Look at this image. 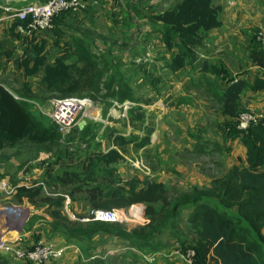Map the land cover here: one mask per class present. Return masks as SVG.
I'll list each match as a JSON object with an SVG mask.
<instances>
[{"label": "trees", "instance_id": "16d2710c", "mask_svg": "<svg viewBox=\"0 0 264 264\" xmlns=\"http://www.w3.org/2000/svg\"><path fill=\"white\" fill-rule=\"evenodd\" d=\"M98 4L91 0L82 11H63L54 18L53 29L46 32L55 35L54 53L47 49L45 40L37 41L33 35L24 36L18 32L17 21H13L9 31L15 40L22 41L19 47L13 48H5L7 42L0 41V58L13 59L14 64L27 77L40 76V90L58 95L57 97L84 96L81 94L106 90V95L120 102L134 100L132 87L128 83L117 82L116 87L112 80L102 81L108 72L107 64L99 67L98 56L92 52L88 38H74L72 43L65 39L69 26L64 25L63 20L71 16L76 24L80 23L82 13L84 18H91L93 14L88 13ZM220 9L221 6L215 0H178L161 13L149 15V20L154 25H159L157 30L162 33L166 53L170 54L169 57L164 54L162 58L170 70H180L197 60V50L204 43V30L221 24ZM257 42L264 51L260 42ZM19 49L21 51L17 52ZM215 71L220 73L223 69ZM27 88V93L21 95L0 82V152L23 142L54 143L62 136L52 119L47 124L34 114L33 90L30 85ZM246 88L264 89V78H259L255 83L238 79L226 92H214L222 101L238 103L240 94ZM91 128L89 124L83 128L75 127L84 137L90 135ZM231 134L239 136L247 147L249 165L232 166L222 176L212 179L210 188H204L192 197L184 195L170 198L167 195L168 188L162 181L138 177L124 180L116 169H111L103 177L97 173L91 178L100 164H118L124 159V155L116 148L89 155L84 166V173L87 174L82 176L83 173L79 171H66L60 177L63 183L83 181L86 184V199L90 210L123 209L136 203H144L149 220L133 231L126 229L121 223L97 220L84 222L79 219L71 224L57 221L52 225L53 229H61L68 242L72 237H91L97 232L115 234L126 239L129 243L127 245L140 253L159 251L179 240L183 245L196 250L195 264H264L261 238L255 233L264 228V120L251 123L245 129L239 128L237 121ZM145 140L149 141V135ZM115 142L123 145L129 140L118 136ZM17 193L35 201L41 188L20 187ZM45 202L53 208L51 211L56 218H64V196H47ZM186 206L190 207L186 219L188 229L191 236L194 233L196 237L174 238L169 243L156 240V235L159 236L165 229L171 230L174 235H180V230L176 226L172 227L171 223L177 221L179 210ZM41 237L54 238L41 235L35 240ZM260 249L263 252L261 258L258 257ZM159 260L175 264L168 258Z\"/></svg>", "mask_w": 264, "mask_h": 264}, {"label": "crops", "instance_id": "0c3cea01", "mask_svg": "<svg viewBox=\"0 0 264 264\" xmlns=\"http://www.w3.org/2000/svg\"><path fill=\"white\" fill-rule=\"evenodd\" d=\"M28 1L36 0H0V4L14 8ZM232 1L235 2L233 5L228 3L229 0H215L221 6V24L204 30V43L197 50V60L177 71L166 66L162 56L166 54L169 57L170 54L166 53L162 33L157 30L159 25H154L147 18H144L149 23L146 34L156 37L160 49L157 57L155 54L146 55L139 46L142 42L132 35L135 30L133 22H140L132 12L131 27L121 29L119 35L84 31L81 23L76 24L71 16L63 20L64 25L69 26L65 39L72 43L74 38H88L92 52L98 56L99 67L107 64L108 72L102 78L103 82L112 80L116 87L117 82L128 83L132 87L135 98L127 99L132 102L127 115H123V109L114 104L117 99L106 95V90H101L94 94L98 105L95 116H84L85 125L94 124L93 131L100 143V151L116 148L124 155L120 162L134 167L129 176L122 166L118 169L124 180L133 177L158 180L165 183L168 189L175 185L178 192L173 195L174 198L184 195L192 197L200 189L210 188L212 179L222 176L232 166L249 165L247 147L239 136L231 134V130L237 125L241 112L249 109L264 113V89L246 88L240 94L238 103L222 101L214 91L226 92L238 79L255 83L259 78H264V51L256 40L258 30L264 26V0ZM0 13L11 27V19L1 9ZM82 16L84 14L80 18ZM1 32L6 34L5 38L11 37L9 30ZM33 36L37 41L45 40L47 49L54 53V34L42 32ZM219 69L223 71L217 73L215 70ZM148 135L149 141H146ZM118 136L125 137L129 142L116 144ZM6 204L15 203L1 201L0 198L1 209ZM18 205L24 208L26 218L23 224L11 229L7 223H0V237L32 243L40 235H52H48V224L53 219L48 203L39 209L28 197H22ZM85 208L88 211L91 208L88 200ZM189 209L186 206L179 210L182 216L186 214L187 225ZM99 234L101 232L91 237H72L69 242L62 235L61 238L71 245L62 261L74 264V260L80 256L85 262L97 257L96 254L86 256V253L100 244H92L91 241ZM109 235L108 243L118 242L119 246H127L123 238ZM192 236L196 237L194 233ZM87 241L91 242L87 244ZM116 245L112 250L110 247L108 253L118 250L119 246ZM157 264L169 263L160 261Z\"/></svg>", "mask_w": 264, "mask_h": 264}, {"label": "rangeland", "instance_id": "374dc122", "mask_svg": "<svg viewBox=\"0 0 264 264\" xmlns=\"http://www.w3.org/2000/svg\"><path fill=\"white\" fill-rule=\"evenodd\" d=\"M177 1L178 0H100V3L94 8V10L88 13V15L93 14L91 18H84L85 15L82 16V22H80V26L82 29H84V31L95 32L99 35L110 32L112 34L119 35L121 29L126 30L131 27L130 24L132 21V12L134 15H137V18L140 20L139 23L133 22L135 30L133 31L132 35L137 36L136 39L138 42H142V44H139V46L141 47V50L143 49V52L146 55L147 53L149 55L155 54L157 57L160 53V49L157 45L156 37L146 34V31H149L147 28L149 27V23L148 21H145L144 18L149 19V15L161 13L163 10L170 7ZM8 24L9 22H3L2 31L9 30L10 26H8ZM80 26H78L76 29L78 30ZM5 36L6 34H4V32H0V41L7 42L5 48H13L15 46L19 47L20 42H17V40H15L12 35L10 38H5ZM19 50L17 52H19ZM115 56L117 57L116 54ZM123 63L125 62L123 61ZM40 78V76L27 77L24 75L23 71L14 64L13 59L0 58V82L7 85L13 92L21 95L27 93V85H30L33 90L32 99L35 101V105L32 106V110L34 114L44 120L45 123L49 124L51 122V117L49 115L51 111V100L58 95H52L40 90ZM95 93L98 94V92L92 91L90 93H84L81 95H88L92 98H95ZM85 119L86 118L84 117L80 118L81 123H84V125ZM89 125L92 126V131L88 137H84L82 134L78 133L77 129L74 128L70 135L66 137L61 136V138L54 143L33 144L23 142L17 145L15 148H8L5 151L0 152V174L8 177L11 184L16 187V192L13 195L9 196L4 193H0L1 201H11L15 204H21L22 197L28 196H22L17 193L20 187H40L41 193L35 196V201H32L38 205L37 207H39V209L46 206L47 202H45V197H57L68 194L71 197L69 211L74 212L77 218H81L86 215L88 212V209L86 210L85 208L87 203V193L85 191L86 184L83 181H68L66 184H64L60 177L65 174L66 171H79L83 173L82 176H85L87 173H84V166L88 162L89 155L100 152L101 146L100 143L97 142L93 131L94 124L91 123ZM124 152L126 153L127 151ZM15 159L17 160L16 163L14 162ZM99 166L100 167L98 168L96 167L97 172H95L91 178H94V175L97 173H99V175L102 177L103 175H108L111 169H116L119 176L122 177L118 171L121 166L125 169L126 175L129 176L134 169L133 166L124 162H120L119 164H111L110 166H104L103 164L101 166L100 164ZM177 186L179 185L177 184ZM202 190L203 188L199 191L201 192ZM176 192H178V190L174 185L169 187L167 195L170 198H174L173 195ZM5 196L11 197L12 199L6 198ZM137 204L144 205L143 211L145 221L144 223H137L129 220L121 223L122 226L130 231H133L134 229L146 224L149 220L145 204ZM5 206L6 205H4L2 209L0 207V223H7L11 229L21 226L26 217H18L16 215L9 214L8 211L4 209ZM51 209L53 210V208ZM62 209L63 214L65 215L63 219L56 218L53 213L49 211V213H52L53 219L48 224L50 227V233L48 235H52L47 236L60 239V241H63V231L59 228L53 229L52 225L57 221L71 224V222H75V220H77L69 216L68 210H66L65 207ZM46 211L47 210L45 209V212ZM185 215L186 214H183L182 216V213H180L177 216V221L171 223L172 227L176 226L180 230V235H174L171 230L165 229V231L159 236L156 235V240L159 239L161 242L164 241L169 243L174 238H191V231L188 229V225L185 222ZM176 232L178 233V231ZM252 233L254 235V232ZM255 233L261 238V243L263 245L261 246L264 250V228L258 229L257 232L255 231ZM109 237V233L106 234L101 232L97 238L91 240L92 244L95 242H99L100 244H98L95 248L93 247L95 250L89 249V252L86 253V256H91L92 254H96L98 256L86 262L80 256L78 259L74 260V264H148L139 250L135 251L126 249V247L124 248L123 245L119 246L118 242L112 244L108 243ZM123 240L126 244H129L127 243L128 241L126 239ZM115 245L119 246L118 250H113L111 252L109 251L108 253V249L112 247V250ZM261 249L258 254L259 258H261L263 253ZM62 260L43 264H65ZM160 261L166 262L167 260L157 259L154 264H157ZM174 263L176 264L175 261ZM0 264L36 263L17 261L9 255H5L0 252Z\"/></svg>", "mask_w": 264, "mask_h": 264}, {"label": "built area", "instance_id": "2783aa9c", "mask_svg": "<svg viewBox=\"0 0 264 264\" xmlns=\"http://www.w3.org/2000/svg\"><path fill=\"white\" fill-rule=\"evenodd\" d=\"M9 1V0H6ZM91 0H36L28 1L20 7H11L8 4L1 3L0 9L7 14L11 21H17L16 30L24 36H32L36 33L51 31L54 27V18L63 11H82ZM94 4H98V0H92ZM229 4L235 2L229 0ZM4 18L0 15V32L3 29ZM257 40L264 49V26L257 32ZM123 110V115L132 105L130 100L124 102H114ZM97 102L91 96L72 95L66 97H54L51 100V111L49 113L53 122L58 125L62 136L70 135L73 129L80 127V118L84 116L94 117V111L97 108ZM264 120V113H257L252 110H245L238 116V127L247 128L251 123H257ZM81 128V127H80ZM16 187L11 184L9 179L0 175V193L13 195ZM64 207L68 210L71 218L81 221H103L111 223H123L132 220L137 223H144V205L133 204L129 208H98L91 209L84 217L77 218L75 213L69 211L71 197L65 194ZM5 210L15 214L16 216H24V208L18 204H6ZM147 221V220H146ZM127 249L136 250L134 247L126 246ZM71 245L57 238L41 237L32 243L23 240H9L0 237V252L9 255L17 261L33 262L36 264L50 263L64 259L69 253ZM145 261L149 264L154 263L157 259L168 258L171 261L180 262L182 264H195L194 257L196 250L193 247L183 245L179 240L174 241L169 247L159 251H147L141 253Z\"/></svg>", "mask_w": 264, "mask_h": 264}, {"label": "water", "instance_id": "95a60500", "mask_svg": "<svg viewBox=\"0 0 264 264\" xmlns=\"http://www.w3.org/2000/svg\"><path fill=\"white\" fill-rule=\"evenodd\" d=\"M84 126V123H80V127L82 128Z\"/></svg>", "mask_w": 264, "mask_h": 264}]
</instances>
